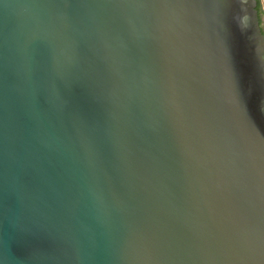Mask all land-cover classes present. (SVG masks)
<instances>
[{
    "label": "water",
    "instance_id": "95a60500",
    "mask_svg": "<svg viewBox=\"0 0 264 264\" xmlns=\"http://www.w3.org/2000/svg\"><path fill=\"white\" fill-rule=\"evenodd\" d=\"M262 21L0 0V264H264Z\"/></svg>",
    "mask_w": 264,
    "mask_h": 264
},
{
    "label": "rangeland",
    "instance_id": "374dc122",
    "mask_svg": "<svg viewBox=\"0 0 264 264\" xmlns=\"http://www.w3.org/2000/svg\"><path fill=\"white\" fill-rule=\"evenodd\" d=\"M259 1H260V4L262 5V3H263V0H259ZM261 1H262V3H261ZM262 25H263V27H264L263 21H262Z\"/></svg>",
    "mask_w": 264,
    "mask_h": 264
}]
</instances>
